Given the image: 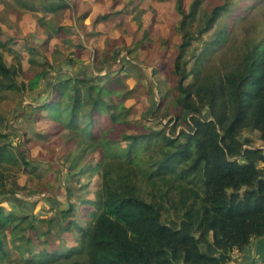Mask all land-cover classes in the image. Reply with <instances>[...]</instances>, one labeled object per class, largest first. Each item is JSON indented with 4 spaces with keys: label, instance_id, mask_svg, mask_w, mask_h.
<instances>
[{
    "label": "trees",
    "instance_id": "trees-1",
    "mask_svg": "<svg viewBox=\"0 0 264 264\" xmlns=\"http://www.w3.org/2000/svg\"><path fill=\"white\" fill-rule=\"evenodd\" d=\"M17 1L30 10L69 8L64 0ZM174 7L176 53L154 65H167L174 79L172 103L183 124L174 134L164 127L121 130L131 108L112 78L97 85L63 73L37 90L46 69L30 84L21 79L19 61L6 58L25 47L0 30V94L31 90L34 100L45 94L34 106L44 111L41 118L80 134L83 157L99 153L90 167L99 174L93 195H68L66 207L47 219L6 211L0 202V264H227L233 250L246 251L264 237V146L242 135L255 131L264 142V36H254L261 23L249 22L254 11L264 15V0H175ZM238 31L245 33L241 39ZM110 94L114 102L105 99ZM16 150L0 131L3 199L23 188L16 181L8 187L3 178L12 165H28L25 152ZM77 160L70 173L88 168ZM36 223H43L41 230ZM29 230L40 249L30 245ZM21 238L27 246L18 247Z\"/></svg>",
    "mask_w": 264,
    "mask_h": 264
},
{
    "label": "rangeland",
    "instance_id": "rangeland-1",
    "mask_svg": "<svg viewBox=\"0 0 264 264\" xmlns=\"http://www.w3.org/2000/svg\"><path fill=\"white\" fill-rule=\"evenodd\" d=\"M64 1L69 8L51 12L42 8L30 10L17 0H0L1 37L14 36L25 47L12 49L6 63L19 61L20 77L27 84L45 68L46 75L38 81L40 90L47 89L63 73L74 77L82 74L97 85L112 78L123 88L121 92L128 93L124 104L131 108L125 116L129 122L121 130L139 133L146 126L164 127L169 134L179 130L183 124L178 119L180 110L172 103L176 96L173 76L167 65L158 70L154 67L170 61L180 41L175 0H142L139 5L137 0ZM262 11H254L249 19L252 25L261 23L254 35L257 38L264 36ZM104 13L109 15L105 20L93 23L95 16ZM244 35L237 32L238 39ZM106 75L109 78L104 79ZM31 92L20 95L4 90L0 94V131L10 135L12 144L25 152L28 161L26 167L12 165L3 175L8 187L16 181L23 188L9 198H0V202L6 211L18 214L26 211L30 219L32 216L47 219L59 208L66 207L68 195L72 200H76L75 196L93 195L99 174L90 171V167L98 160L99 153L89 151L83 157L81 148L85 141L79 140L80 134L75 136L73 130L62 127L60 122L41 118L44 111H36L34 106L45 94L40 93L34 102ZM105 99L114 102L116 97L110 94ZM242 135L250 137L253 144L264 146L257 132ZM74 159L88 168L78 172L76 167L70 173L67 168ZM36 224L37 231L41 230L43 223ZM24 232H18L17 238ZM34 232L29 230L30 245L40 249L42 244L35 239ZM63 236L68 237L65 233ZM21 239L18 247L27 246L25 238ZM56 239L51 242L57 243L59 239Z\"/></svg>",
    "mask_w": 264,
    "mask_h": 264
},
{
    "label": "crops",
    "instance_id": "crops-1",
    "mask_svg": "<svg viewBox=\"0 0 264 264\" xmlns=\"http://www.w3.org/2000/svg\"><path fill=\"white\" fill-rule=\"evenodd\" d=\"M40 88L39 85L37 90ZM230 256L231 260L227 264H252L256 259L263 258L264 237L253 240L246 251L233 250Z\"/></svg>",
    "mask_w": 264,
    "mask_h": 264
},
{
    "label": "built area",
    "instance_id": "built-area-1",
    "mask_svg": "<svg viewBox=\"0 0 264 264\" xmlns=\"http://www.w3.org/2000/svg\"><path fill=\"white\" fill-rule=\"evenodd\" d=\"M252 264H264V257L256 259Z\"/></svg>",
    "mask_w": 264,
    "mask_h": 264
}]
</instances>
